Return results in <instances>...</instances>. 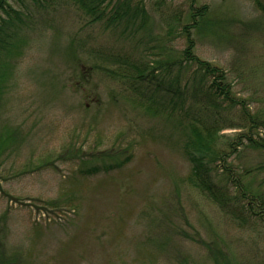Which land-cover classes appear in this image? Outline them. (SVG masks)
<instances>
[{"label": "rangeland", "instance_id": "1", "mask_svg": "<svg viewBox=\"0 0 264 264\" xmlns=\"http://www.w3.org/2000/svg\"><path fill=\"white\" fill-rule=\"evenodd\" d=\"M22 1L29 19L15 24L13 51L0 56L8 75L0 137L18 134L0 147V264H264V224L242 222L238 205L221 207L189 182L175 121L159 104L151 113L141 106L148 82L123 76L138 62L159 66L168 79L163 63L181 59L188 46L191 6H207L206 21L189 29L194 54L225 71L240 102L221 111L216 138L247 134L242 109L264 114V13L256 1L133 0L147 10L140 30L110 24L115 0L101 23L70 0ZM70 48L83 64L74 67ZM238 152L227 163L250 169L246 186L264 190V151ZM116 160L124 166L105 172ZM226 165L213 166L214 178L234 198Z\"/></svg>", "mask_w": 264, "mask_h": 264}, {"label": "trees", "instance_id": "2", "mask_svg": "<svg viewBox=\"0 0 264 264\" xmlns=\"http://www.w3.org/2000/svg\"><path fill=\"white\" fill-rule=\"evenodd\" d=\"M17 1L19 8L13 12H9L5 8V1L0 0V11L3 17H0V56L5 53L12 52L11 45L12 31L15 24L24 23L29 19L28 8L22 0ZM32 6L39 7L49 6L50 2L56 0H31ZM259 10L264 13V0H255ZM72 4L82 10L93 23H101L105 16L109 13L108 8L114 0H70ZM10 10L13 7L9 5ZM12 8V9H11ZM109 16L110 24L117 26L127 22L129 25L137 26V30L144 27V21L147 18V10L144 4L133 2V0H115V7ZM25 9L26 12L22 10ZM208 14L207 6L194 8L191 6L189 23L183 28V34L186 37L187 48L182 52L181 59L169 60L163 63L165 74L168 77L160 79L158 76L159 66L150 68L147 64L134 62L129 68H124L123 76L135 83L142 84L148 82L147 86L140 91L141 106L148 112H152L154 107L161 105L164 115L173 119L177 130L181 132L182 141L180 150L187 158L191 165L189 182L199 189L201 193L206 195L212 202L221 206L229 207L230 203L238 205L242 210L237 213V218L242 222H248L253 218L264 224V190L253 187H247L245 180L250 176V169H239L231 167L227 160L232 156H239V150L243 147L256 151H264V137H260V132H264V114L258 113L252 116L250 108H243L242 120L249 125V131L244 135H236L234 138H226L218 140L216 136L222 132L224 127L221 111L226 107L237 106L240 102L234 101L232 91L228 84L227 74L221 68L211 65L210 63L200 59L194 54V43L190 37V28H196L206 21ZM5 16V17H4ZM180 21V19H176ZM148 21V20H147ZM182 22V20H181ZM126 24V25H127ZM147 24V23H146ZM145 24V26H146ZM8 25V27H7ZM127 25V26H128ZM96 56L105 59L101 51H95ZM108 59L109 56H106ZM70 59L74 63V67L83 64L81 53L75 48H70ZM109 60V59H108ZM116 60V59H115ZM177 66V68L175 67ZM187 66L194 67L190 72L186 71ZM103 71L117 74L114 70L103 65H95ZM4 71V63L0 59V92L2 82L7 80V73ZM130 74V77H129ZM86 74L81 72V82H84ZM155 86L152 89L151 83ZM192 85V86H191ZM241 102L243 100H240ZM161 102V103H159ZM230 126H232L230 124ZM229 126V127H230ZM243 128V127H242ZM261 133V134H262ZM18 134H10L8 131L1 134V149L12 146ZM186 138V140H184ZM110 157V156H109ZM112 159L115 160L114 157ZM118 160V159H117ZM114 166L105 168V172H110L115 168H122L124 163H118ZM129 159H126L127 162ZM218 163L228 164L226 169L225 180L231 184L236 193L235 197H230L227 190L220 187L214 178L213 166ZM233 170V173L232 171ZM94 169L93 172H98ZM261 184H264L261 183ZM246 213L247 219L243 214ZM0 255V261L5 263ZM230 261L225 260L222 264H228Z\"/></svg>", "mask_w": 264, "mask_h": 264}, {"label": "flooded vegetation", "instance_id": "3", "mask_svg": "<svg viewBox=\"0 0 264 264\" xmlns=\"http://www.w3.org/2000/svg\"><path fill=\"white\" fill-rule=\"evenodd\" d=\"M3 2L5 1V2H7V3H10V2H12V1H15V0H2Z\"/></svg>", "mask_w": 264, "mask_h": 264}]
</instances>
